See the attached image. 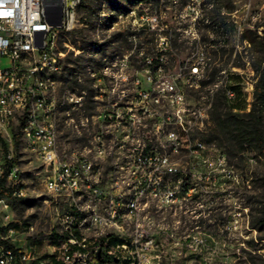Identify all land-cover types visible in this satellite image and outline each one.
Listing matches in <instances>:
<instances>
[{
  "label": "rangeland",
  "instance_id": "374dc122",
  "mask_svg": "<svg viewBox=\"0 0 264 264\" xmlns=\"http://www.w3.org/2000/svg\"><path fill=\"white\" fill-rule=\"evenodd\" d=\"M209 1L215 5L217 0L82 2L78 10L81 24L68 34L62 33L56 42L63 53L59 73L53 74L58 84L55 128L60 157L70 162L86 158L95 169L93 175L99 174L100 155L94 147L85 146L97 123L89 116L87 125H81L86 122L85 112L98 114L100 88L115 86L117 99L124 107L130 105L131 99L139 100L137 91L148 85L149 75L154 79L161 73L177 78V84L184 85L193 62H204L202 80L206 84L185 86V90L189 100L194 97L207 108L209 118L204 127L211 124L210 112L221 97L220 88L225 92V71L228 81L230 76L233 84L241 88L242 109L248 110L254 72L248 62L250 46L241 36L245 29L262 34L264 0H220L224 4L231 2L233 6L230 13H225V22L236 26L231 33L218 29L219 22L209 17L212 8ZM132 30L138 33L135 40L128 35ZM160 38H165L167 43H161ZM160 50H163L161 72L147 61V58L154 59ZM74 83L84 88V98L79 96ZM70 97L74 98L73 102L77 99L89 107L73 108ZM199 136L205 141V135ZM19 137L17 135L15 160L25 196L8 198V209L0 205V227L14 230L13 244L28 257L21 264H50L54 256L53 242L63 240V236L58 235L63 232L58 218L68 206L46 190L44 167L28 153L25 140ZM120 141L127 142L122 136ZM210 146L214 148H209V169H216L217 153L222 152L231 169L221 166V173H229V176L222 177L214 187L197 186L192 191V199L180 207H165L150 201L140 211L141 227L154 240L152 264H264V153L245 147L229 161L217 143ZM171 159L184 166L191 156L182 153ZM104 160L112 178L109 190H116L115 182L123 188L133 187L129 186L125 174L126 161L120 160L118 153H111V146H106ZM206 177H213V170H206ZM80 193L67 198V201H75L77 212L86 209V199L79 197ZM112 229L113 235L135 232L128 221ZM92 234H88L87 239H94ZM100 256L98 251L95 257Z\"/></svg>",
  "mask_w": 264,
  "mask_h": 264
},
{
  "label": "built area",
  "instance_id": "2783aa9c",
  "mask_svg": "<svg viewBox=\"0 0 264 264\" xmlns=\"http://www.w3.org/2000/svg\"><path fill=\"white\" fill-rule=\"evenodd\" d=\"M82 2L84 0H0V188H12L10 197L0 196V205L8 209V198L25 196L20 188L19 166L15 160L17 121L29 111L26 109L28 95L39 93L38 103L46 107L45 125L44 129H37L35 121L29 124L27 151L44 167L46 190L68 206L58 218V223L63 224V232L58 234L63 236V243L53 244L51 264H68L71 260H80V264H97L95 256L98 251L110 258L109 264L124 262V237L122 234L113 235V229L107 225L108 217H116L118 222L119 219L130 222L137 245H140L139 264H152L154 240L141 227L140 211L150 201L165 207H180L192 199V191L197 186L214 187L222 177L229 176V173H221V166L231 169L222 152L217 153L216 169H209V148L214 147L206 140L199 142L202 150H191V143L182 142V127L191 125L192 109L200 107V101L194 97L189 100L185 86H201L204 62L201 60L190 65L182 86L177 84V78L159 73L153 79L149 75L148 85L137 91L139 100H130L132 120L119 119V106L123 105L117 99L116 87H101L98 114L90 115L97 128L85 145L100 147L99 174L87 175L88 164L84 160H81L78 173H69V163L59 156L56 132H53L58 84L52 82V94L43 97L42 83L40 87H32V73L40 67L59 73V59L63 53L57 44H53V36H58L59 29H66L68 34L77 27ZM131 38L135 40L134 35ZM160 41L167 43L165 38ZM64 45L69 46L66 42ZM22 48H29L32 54V61H27L26 69H18V61H24ZM155 59L159 61L155 68L161 72L163 50ZM147 61L151 64L150 58ZM85 93L81 91L79 96L84 98ZM70 98L73 102L74 98ZM227 98L232 100L229 89ZM148 99L158 102V110H149ZM83 105L77 99L73 102V108ZM84 119L86 122H82L81 127L87 125L89 116ZM119 121H126L134 144L120 141ZM210 127L211 124L200 131L192 130V135L206 136ZM102 146H111V153H118L120 160L126 161L125 174L135 192L134 208L127 218H120L119 211L123 187L116 182V190H109L112 178L105 166ZM182 152L191 153V160L180 168H171L170 155ZM206 170H213V177H206ZM72 178H81L82 186L91 185V194L80 193L79 197L86 199V210H91V217L86 220H91V233L101 232L100 240L85 241L84 237L75 235V201H67V192L73 188ZM13 234L14 230L7 226L0 230V264H3V257H10L14 264L28 260L25 253L13 244Z\"/></svg>",
  "mask_w": 264,
  "mask_h": 264
},
{
  "label": "bare ground",
  "instance_id": "6f19581e",
  "mask_svg": "<svg viewBox=\"0 0 264 264\" xmlns=\"http://www.w3.org/2000/svg\"><path fill=\"white\" fill-rule=\"evenodd\" d=\"M80 24H81L80 19H78L77 26ZM64 32L65 33L67 32L66 29H59L58 36H53V44H56L59 36ZM22 56H24V61H18V69H26L27 61H32V54H30L29 48H22ZM55 72L56 71H48L47 67H40L38 70L33 71L32 73V87H40L42 83L43 97H50V94H52V82H55L56 84V80L54 79L53 76ZM225 75L227 77L226 71H225ZM45 79L49 81H44ZM227 91L228 88H226V84H225L226 97H227ZM229 94H230V98L233 99L235 97V92L230 89H229ZM38 101H39V93H31L30 95H28V98H26V109H28L29 111H25L24 118H19V121H17V135H20V137L25 140L27 147H28V138H30L29 124H34L35 121V128L37 129H44V125H45L46 107L43 106V104H39ZM148 108L149 110H158V102H156L155 99H150L148 101ZM208 118H209V114L205 106L200 105V107H193L191 125H185L184 127H182V142L191 143V150H202V143L199 142H205V141L199 135H192V130L200 131V129L205 126ZM119 119L132 120V105H126L124 107L119 106ZM53 132H56L55 143H57V130L55 128V125H53ZM118 136L119 137L122 136L126 138L127 141L126 144H134V137L129 136L128 125L126 121H119ZM94 150L95 152H97L98 155H100V147H94ZM105 150H106V146H102V153H104ZM71 153L73 154V152ZM182 153L191 156V153L189 152H182ZM182 153H173V155H170L171 168L181 167L179 163L173 161L171 158L175 155H180ZM81 160L86 161V163L88 164L87 175H93L95 169L93 168L91 161H88L86 158H82V157L81 159L78 158H76V160L73 159L72 160L73 162L64 160L66 163H69V173L79 172V165H81ZM72 186L73 188L71 190H68L67 192V198H74L81 191H83V189L85 190L84 192H86V194H91V185L82 186L81 178H72ZM134 201H135L134 188L124 187L123 190H121V198L119 201L120 218H127L129 215H131L132 210L134 208ZM81 211L82 212L75 211V232H77V237H84L85 241L100 240L101 232H94L92 234L94 239H87V236H89L88 234L91 233V220H86V218L91 217V210H86V209L83 210L82 208ZM126 221L128 220L119 219L118 222V219L116 217H108L107 225L113 228V227H117L120 223ZM122 237H124V243H126V247H124V262H119V264H139V256L137 255H139L140 253V245H137L135 232L132 234H125ZM61 243H63V240H60L57 243L55 242L54 244H61ZM3 264H14V260H11L10 257H3ZM68 264H80V260H71V262H69Z\"/></svg>",
  "mask_w": 264,
  "mask_h": 264
},
{
  "label": "trees",
  "instance_id": "16d2710c",
  "mask_svg": "<svg viewBox=\"0 0 264 264\" xmlns=\"http://www.w3.org/2000/svg\"><path fill=\"white\" fill-rule=\"evenodd\" d=\"M208 3L212 6L208 15L211 19L219 22L218 29H224L227 33L234 32L236 30L235 24L233 22H225V13H230L233 7L231 2L224 4L220 0H217L215 5L213 4L214 2L209 1ZM205 18L207 19L208 16L205 15ZM207 31H210V29L208 28ZM136 34H138L136 30L128 32L130 38L133 35L136 38ZM241 37L250 46L251 56L248 62L254 72L253 88L248 110L244 111L242 109L240 102L241 88L238 84H233L230 76L228 81L227 74L226 88L234 91L235 97L229 100L225 95L224 89L220 88L221 97L217 99V104L212 106L210 112L211 127L205 136L208 144L215 142L218 147L224 149L229 161L237 157L245 147H251L260 153H264V27L261 35L256 31L245 29ZM151 64L156 67L159 61L152 58ZM205 84L202 81V85ZM74 87L79 89V94L81 91H85L79 84L74 83ZM88 93H90V90ZM217 93L218 91L215 95ZM196 97L198 98L199 96ZM82 107L85 109L89 106L83 105ZM90 108L92 109L93 107L90 106ZM91 114L92 112H85L84 116H90ZM82 139L85 140L84 138ZM11 192V187L0 188V196L10 197ZM0 230H3V228H0ZM75 234L77 235V232ZM9 247L12 248V246ZM109 263L110 258L101 253V258L97 260V264Z\"/></svg>",
  "mask_w": 264,
  "mask_h": 264
}]
</instances>
